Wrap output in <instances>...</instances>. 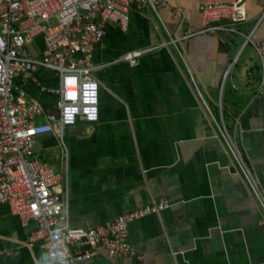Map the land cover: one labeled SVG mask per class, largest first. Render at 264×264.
<instances>
[{"label":"crops","instance_id":"0c3cea01","mask_svg":"<svg viewBox=\"0 0 264 264\" xmlns=\"http://www.w3.org/2000/svg\"><path fill=\"white\" fill-rule=\"evenodd\" d=\"M158 12L132 9L126 30L109 23L93 57L100 117L79 121L36 151L68 179V221L94 229L161 198L173 206L129 225L143 264H264V216L222 136L220 116L264 191V67L238 35L206 34L141 57L117 60L201 27L204 0H166ZM245 34L264 44V0H244ZM42 45V40L38 41ZM233 65L223 91L222 77ZM42 85L56 87L40 71ZM49 109L55 98L34 94ZM228 115L224 119V113ZM41 147L37 149L38 144ZM24 227L0 204V264H50ZM78 264H139L98 248Z\"/></svg>","mask_w":264,"mask_h":264},{"label":"built area","instance_id":"2783aa9c","mask_svg":"<svg viewBox=\"0 0 264 264\" xmlns=\"http://www.w3.org/2000/svg\"><path fill=\"white\" fill-rule=\"evenodd\" d=\"M166 6V0H0V204L8 206L24 227L36 224L28 243L40 244L50 264H78L94 257L98 248L143 264V254L129 241L130 223L173 206L161 198L109 224L90 230L72 228L67 174L56 171L36 151L40 139L55 136L66 159V129L79 121H99L100 84L94 72L105 65L95 66L93 57L106 25L126 30L132 9L158 15ZM245 21L244 0H204L200 29H188L117 61L135 66L141 57L159 49L224 33L253 45L264 67V44L253 43L255 31H242ZM232 69L229 65L222 77V91ZM40 71L54 74L58 85H42L37 78ZM34 94L53 96L54 105L47 109ZM220 117L228 150L264 216V191Z\"/></svg>","mask_w":264,"mask_h":264},{"label":"rangeland","instance_id":"374dc122","mask_svg":"<svg viewBox=\"0 0 264 264\" xmlns=\"http://www.w3.org/2000/svg\"><path fill=\"white\" fill-rule=\"evenodd\" d=\"M227 35H230V34H227ZM220 89L222 90V86L220 87ZM220 119H221V117H220ZM222 121V120H221ZM233 139V138H232ZM39 147H41V144L39 143L38 144V147H37V149H39Z\"/></svg>","mask_w":264,"mask_h":264},{"label":"trees","instance_id":"16d2710c","mask_svg":"<svg viewBox=\"0 0 264 264\" xmlns=\"http://www.w3.org/2000/svg\"><path fill=\"white\" fill-rule=\"evenodd\" d=\"M223 113H224V119L227 120V118H228L227 113L225 111Z\"/></svg>","mask_w":264,"mask_h":264}]
</instances>
